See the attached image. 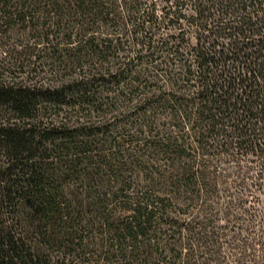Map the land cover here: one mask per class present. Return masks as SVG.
Masks as SVG:
<instances>
[{
    "label": "trees",
    "instance_id": "obj_1",
    "mask_svg": "<svg viewBox=\"0 0 264 264\" xmlns=\"http://www.w3.org/2000/svg\"><path fill=\"white\" fill-rule=\"evenodd\" d=\"M0 264H264V0H0Z\"/></svg>",
    "mask_w": 264,
    "mask_h": 264
}]
</instances>
